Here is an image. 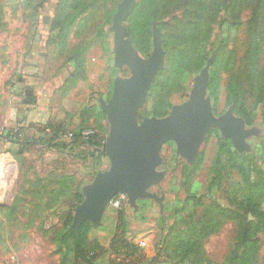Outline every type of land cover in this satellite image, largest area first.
I'll return each instance as SVG.
<instances>
[{
	"label": "rangeland",
	"instance_id": "obj_1",
	"mask_svg": "<svg viewBox=\"0 0 264 264\" xmlns=\"http://www.w3.org/2000/svg\"><path fill=\"white\" fill-rule=\"evenodd\" d=\"M54 2L55 0H0V97H4L1 91L3 87L11 89L10 99H14L13 88L21 75L23 64L27 62L36 66L39 73L33 86L36 94L32 98L35 103H30L31 114L38 116L40 113L42 119L43 115L54 114L57 109L62 114L65 109L69 111L83 107V122L90 128L87 131L105 138L108 134V122L100 102L109 100L114 79L127 78L129 71L125 67L118 69L114 66L112 30L108 34L107 48L102 42L103 11L79 31L74 26L65 46H62L59 39L49 40ZM171 10L164 16L165 24L161 28L154 22L161 34L163 31L173 30V18L183 16L182 8ZM243 11L242 18L245 20L249 13L248 9ZM249 32L250 27L245 22L240 28L232 30L229 45L235 52L233 66L221 75L222 94L218 102H211V106L216 116L224 114L229 107L225 106L222 96L224 84L229 77L243 78L246 90L244 103L248 110L245 118L235 112L234 114L242 119L245 129L250 130L252 135L243 139V150L238 151L232 146L238 154L243 155L244 165L249 166L254 179L259 171L264 173V112L261 111L262 102L257 101L256 95H251L244 75ZM215 35L214 33L205 43L204 53L214 49L215 44L211 43ZM128 38L132 43L131 38ZM132 45L142 58H147L152 51V26L150 32L139 38L137 45ZM84 46L87 50L78 69L75 67L74 57L79 55ZM262 49L263 65L264 48ZM30 68L27 69L28 73L34 70ZM203 68L196 71L193 67L178 84L171 82L165 85L158 99H154V96L147 98V104L145 102L138 113V121L151 117L164 118L170 114L173 106L184 103ZM156 77L157 83L162 81V76L158 77L157 74ZM156 106L159 107L154 109ZM98 108L104 116H100ZM49 123L57 125L55 119H51ZM69 126L65 125L62 133H70L72 129ZM10 129L16 131L17 127ZM64 136L51 141L46 135L36 138L35 133L26 130L18 138L19 143L10 144L5 149L0 148V264H60L55 235L66 224L67 215L71 214L73 219L75 209L85 202L86 189L95 176L109 170V160L103 153L99 155L94 152V148ZM217 142L216 134L209 136L202 144L198 152L199 154L202 149L204 151L202 162L193 171L186 187L179 163L181 156L175 143L169 141L163 144L160 165L157 167L163 178L150 189L160 199V203L152 199H140L136 201L135 208L126 205L125 226L130 229L126 237L143 248L147 259L157 257L154 264H165L168 261L165 250L167 230L179 218L189 221L193 216L192 221L199 220L203 205L211 200L224 207L235 208L230 201V187L234 181L240 180L236 170L226 167L218 178L220 185L210 186ZM55 189H60V193L51 196L50 192ZM79 195L80 202L77 200ZM187 195L195 198L186 202ZM196 198H200L199 205ZM16 201L17 206L13 210ZM120 203H126L124 194H118L112 199L104 211L100 225L88 234V250L92 249L93 243L107 250L93 264H111V260L118 262L124 257L113 253L109 248L113 234L119 233L118 211L124 206L119 207ZM261 207L264 210V201ZM71 224L72 221L68 228L70 231ZM257 239L259 249L255 264H264V234H257ZM235 241V223L231 220L224 221L204 241V256L207 259L205 264H227ZM124 264L129 262L125 261Z\"/></svg>",
	"mask_w": 264,
	"mask_h": 264
},
{
	"label": "trees",
	"instance_id": "obj_2",
	"mask_svg": "<svg viewBox=\"0 0 264 264\" xmlns=\"http://www.w3.org/2000/svg\"><path fill=\"white\" fill-rule=\"evenodd\" d=\"M120 1L55 0L48 34L49 40L59 39L62 46H65L69 32L74 26L79 31L94 16L103 11L101 38L107 48L111 20ZM177 8L179 10L182 8L183 16L173 18L175 20L173 30L163 31L161 34L162 47L166 52L164 69L158 73V77L162 76V81L157 83L155 79L147 98L154 96V99H158L165 85L171 82L178 84L191 68L194 67L198 71L210 59L207 90L211 102L214 104L218 102L222 94L221 75L231 69L235 58V52L230 49L229 45L231 32L240 28L245 22L250 27V37L245 53L244 75L248 80L251 95H256L257 101L262 102L261 111L264 112V63L262 65L261 61L262 48H264V0H135L133 9L124 22L126 35L131 38L133 44L137 45L139 38H143L146 32H150L153 22L161 28L165 24L164 16L172 11L171 9ZM244 9H248L249 13L245 20L242 18ZM214 33L216 35L211 45L215 44V47L204 53L205 43ZM86 50L84 46L80 49L79 55L74 57L75 67L78 69L81 67ZM243 83L242 77H229L224 84L222 96L225 106L233 105L234 112L245 118L248 108L244 103L246 90ZM165 106L166 104L163 107ZM167 107L169 108L170 105ZM98 113L104 116L99 108ZM45 127L49 128L50 133L47 134L41 129V136L46 135L51 141L68 134L61 131L65 124L47 123ZM87 129L90 128L86 127L85 122L82 121L70 132L72 139L74 142L79 141L94 148L95 153L102 155L101 147L104 136L93 132L83 137L81 134ZM3 132L0 134V141L14 145L19 143L18 138L23 130L17 128L16 131L9 129ZM218 133L217 129H211L205 139L206 142L209 136L216 134L218 136L211 168L210 186L220 185L218 178L226 167L229 166L236 170L240 175V180L234 181L230 187V201L235 208L224 207L211 200L203 205L204 209L199 220L192 221L193 216L189 221L179 218L175 222L176 225L173 224L167 230L165 250L168 261L165 264H205L207 259L204 256V241L214 234L224 221L229 220L233 221L236 226V243L228 257L227 264H255L257 261L259 249L257 234H264V210L261 207L264 201V173L259 171L257 177L252 179L249 166L244 165L243 155L238 154L229 139L223 138ZM203 152L202 149L196 162L191 166L185 159H179L185 187L195 168L201 164ZM58 193L60 189H55L50 192V195L55 196ZM191 198L195 197L187 195L185 201ZM77 200L80 202L81 195L77 197ZM196 200L199 205L200 198ZM121 205L124 206L121 207ZM126 205V203L119 205L121 207L118 211L120 226L117 230L119 233L113 234L109 245L113 253L124 257L118 262L114 259L110 262L111 264H124L125 261L129 264L132 262V264H154L157 257L147 259L143 254V248L126 237L127 232L130 231L125 226ZM16 206L17 201L13 205V210ZM71 221L72 215L68 214L66 224L55 235L60 264H93L107 250L97 243H93L92 249L88 250L87 237L94 228L89 222H84L77 231H70L68 228ZM178 223L181 224L178 225Z\"/></svg>",
	"mask_w": 264,
	"mask_h": 264
},
{
	"label": "water",
	"instance_id": "obj_3",
	"mask_svg": "<svg viewBox=\"0 0 264 264\" xmlns=\"http://www.w3.org/2000/svg\"><path fill=\"white\" fill-rule=\"evenodd\" d=\"M135 0H121L112 17L114 66L129 71L127 78L116 77L111 96L100 102L108 122V134L102 143V153L109 160V170L98 173L89 188L86 200L73 215L71 230L77 231L82 223L89 222L95 228L101 223L105 209L118 194L126 196L130 208L140 199H160L150 192L159 184L163 174L157 171L160 165V150L163 144L172 141L182 159L193 165L198 152L211 129L229 139L238 150L244 149L243 139L252 135L243 121L234 114L230 105L227 111L216 116L207 94L210 59L198 79H195L188 99L173 106L164 118H144L138 121V113L144 106L153 81L164 68L166 52L162 47L161 33L152 23V51L142 58L126 35L124 22L130 15ZM46 21V19H45ZM24 103H32L33 90L27 86Z\"/></svg>",
	"mask_w": 264,
	"mask_h": 264
},
{
	"label": "crops",
	"instance_id": "obj_4",
	"mask_svg": "<svg viewBox=\"0 0 264 264\" xmlns=\"http://www.w3.org/2000/svg\"><path fill=\"white\" fill-rule=\"evenodd\" d=\"M31 67V68H30ZM30 68L34 69L33 72L28 73ZM38 70L36 66L31 65L27 62L23 64L22 71L20 72V76L17 78V83L13 88V97L14 99H10L9 93L12 94L11 89L1 88L2 94L4 97H0V129L1 133L3 131H8L12 127L21 128L23 132L26 130L28 132H33L37 137H41L40 130L51 121V119H55V122L58 124H64L65 118H68L65 122V125L71 129L79 126L83 121L84 109L83 107L77 108L75 110H64L62 114L59 113L60 109L55 110L54 114L48 113V115H43L42 119L40 118V113L38 116L36 114H31L30 104L24 103V91L27 86H31L33 90V97L36 94V88L34 86V81H36ZM35 103L33 101L31 104ZM53 111V110H50ZM69 112V113H68ZM65 113H68L65 115ZM45 119V121H44ZM36 122V123H35ZM45 122V123H44ZM43 123V124H42ZM4 133V132H3ZM44 134V133H43ZM8 145V142L0 141V148L5 149ZM127 204V203H126Z\"/></svg>",
	"mask_w": 264,
	"mask_h": 264
},
{
	"label": "built area",
	"instance_id": "obj_5",
	"mask_svg": "<svg viewBox=\"0 0 264 264\" xmlns=\"http://www.w3.org/2000/svg\"><path fill=\"white\" fill-rule=\"evenodd\" d=\"M42 129H43V131H44L45 133H47V134L50 133V130H49L48 127H47V128H46V127H43ZM90 134H91V131H87V130H86V131H83L81 135H82L83 137H86V136H88V135H90ZM64 137H67V138L71 139V138H72V134L68 133V134L65 135Z\"/></svg>",
	"mask_w": 264,
	"mask_h": 264
}]
</instances>
